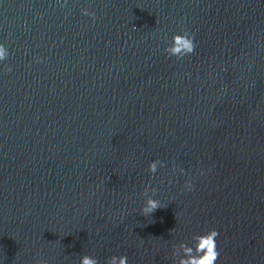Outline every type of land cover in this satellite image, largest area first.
<instances>
[{
	"label": "water",
	"instance_id": "95a60500",
	"mask_svg": "<svg viewBox=\"0 0 264 264\" xmlns=\"http://www.w3.org/2000/svg\"><path fill=\"white\" fill-rule=\"evenodd\" d=\"M0 44V264H173L211 229L264 264V0H0Z\"/></svg>",
	"mask_w": 264,
	"mask_h": 264
},
{
	"label": "clouds",
	"instance_id": "9594fccd",
	"mask_svg": "<svg viewBox=\"0 0 264 264\" xmlns=\"http://www.w3.org/2000/svg\"><path fill=\"white\" fill-rule=\"evenodd\" d=\"M57 3L61 8H64L68 0H57ZM81 15L88 16L90 20L95 21L96 14L93 11H89L87 8L81 9ZM167 46L164 48V52L169 56H175L178 59L183 58L184 56L190 55L195 50L194 37L189 34L187 31H182L180 34H174L171 37V40L166 42ZM9 53L3 44H0V61H4L8 58ZM36 63H41L42 58L35 57ZM4 71L11 72V67H5ZM159 167H164V163L160 160H153L148 164V171L152 174H155ZM183 173V169H179ZM202 174V173H201ZM183 188L187 191L194 190L193 182L188 179L184 181ZM149 188L146 186L144 191L141 193L144 196L145 202L140 208V213L143 216H149L154 211L159 208H162L166 205L158 199H153L151 196H148ZM153 196L156 193V189H151ZM175 232V228L171 230V234ZM219 232L215 229H211L203 234H194L191 238L192 244L185 242H179L178 244L172 245L171 256L173 258V264H216L217 259L219 258V251L217 249V240ZM35 264H48V261L45 259H37ZM79 264H100V261L94 256L90 255H81L79 258ZM104 264H128V257L126 255L120 256H111L108 257Z\"/></svg>",
	"mask_w": 264,
	"mask_h": 264
}]
</instances>
